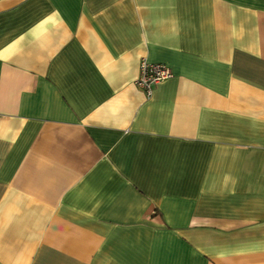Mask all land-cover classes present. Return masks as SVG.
<instances>
[{"label": "crops", "instance_id": "crops-1", "mask_svg": "<svg viewBox=\"0 0 264 264\" xmlns=\"http://www.w3.org/2000/svg\"><path fill=\"white\" fill-rule=\"evenodd\" d=\"M0 264H264V0H0Z\"/></svg>", "mask_w": 264, "mask_h": 264}, {"label": "built area", "instance_id": "built-area-1", "mask_svg": "<svg viewBox=\"0 0 264 264\" xmlns=\"http://www.w3.org/2000/svg\"><path fill=\"white\" fill-rule=\"evenodd\" d=\"M171 76V69L165 64L150 62L142 58L139 61V70L135 79V85L144 91L146 95H150L153 85Z\"/></svg>", "mask_w": 264, "mask_h": 264}]
</instances>
